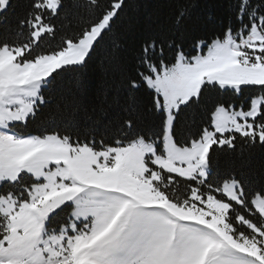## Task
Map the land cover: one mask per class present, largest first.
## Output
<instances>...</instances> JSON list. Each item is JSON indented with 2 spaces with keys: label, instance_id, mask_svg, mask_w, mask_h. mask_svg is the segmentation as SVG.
Masks as SVG:
<instances>
[{
  "label": "snow or ice",
  "instance_id": "6c2138e0",
  "mask_svg": "<svg viewBox=\"0 0 264 264\" xmlns=\"http://www.w3.org/2000/svg\"><path fill=\"white\" fill-rule=\"evenodd\" d=\"M18 6L0 0V264H264V167L245 159L264 150V0H230L190 51L184 0L172 35L130 58L126 0ZM97 57L120 76L115 108L89 112L77 96Z\"/></svg>",
  "mask_w": 264,
  "mask_h": 264
},
{
  "label": "trees",
  "instance_id": "16d2710c",
  "mask_svg": "<svg viewBox=\"0 0 264 264\" xmlns=\"http://www.w3.org/2000/svg\"><path fill=\"white\" fill-rule=\"evenodd\" d=\"M71 2V0H69ZM128 7L122 13L116 24V31L125 37L126 57H131L133 50L149 37L167 38L172 35V21L177 8L184 0H126ZM16 13L23 11V0H17ZM192 5V24L189 25V37L186 39V50H191L192 37H202L210 40L219 34L221 23L229 18L228 5L230 0H190ZM214 5V6H212ZM211 6V7H210ZM209 12L214 16V21H208ZM10 22L14 17L10 14ZM120 72L105 65L101 58H94L89 68L84 70L82 79L85 82L84 90L77 96L79 103L89 112L92 109L104 107L110 110L115 108L113 97L115 91H106L109 85L118 82ZM72 74H65L58 81L54 95H60L72 90ZM214 93L210 96L214 97ZM250 93H245L248 97ZM123 103V97H121ZM84 115L83 112L80 113ZM198 116V114H197ZM197 123L202 120L197 119ZM247 160V169H250L258 178L259 171L264 167V150L257 149ZM242 164L239 151L236 154H218L216 165L220 171L232 166L240 167Z\"/></svg>",
  "mask_w": 264,
  "mask_h": 264
}]
</instances>
